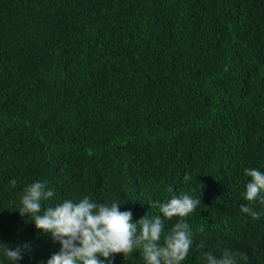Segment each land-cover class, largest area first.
<instances>
[{"label":"trees","instance_id":"trees-1","mask_svg":"<svg viewBox=\"0 0 264 264\" xmlns=\"http://www.w3.org/2000/svg\"><path fill=\"white\" fill-rule=\"evenodd\" d=\"M246 168L264 173V0H0V244L30 245L17 264L61 247L17 210L34 181L55 192L42 210L89 196L160 216L161 246L180 218L157 204L188 194L182 264H204L201 242L264 264Z\"/></svg>","mask_w":264,"mask_h":264},{"label":"clouds","instance_id":"clouds-1","mask_svg":"<svg viewBox=\"0 0 264 264\" xmlns=\"http://www.w3.org/2000/svg\"><path fill=\"white\" fill-rule=\"evenodd\" d=\"M244 171L251 178L245 193V199L250 203L241 205L240 210L258 219L259 214L253 210L251 202L259 198V202L264 204V195H261L264 192V173L254 168ZM16 183L12 180L10 186L15 188ZM54 195V190L49 189L46 182L34 181L24 188L17 209L21 217L30 216L38 231L50 234L61 245L47 264H103V261L111 264L116 255L126 257L136 249L141 251L144 264H182L193 246V233L184 218L196 210L201 200L188 194L173 195L168 201L157 204L164 219L180 218L165 237L163 246L159 244L164 230L160 216L150 219L146 215L133 223L132 212H122L118 202L97 203L89 196L78 201L65 199L42 210V202ZM204 248L205 244L201 242L198 250L204 264H238V261L247 260L246 254L228 248L223 249L219 256L211 251L205 252ZM29 249L28 244L14 249L0 244V252L12 264L21 261Z\"/></svg>","mask_w":264,"mask_h":264}]
</instances>
